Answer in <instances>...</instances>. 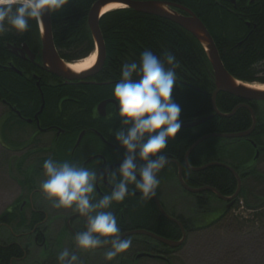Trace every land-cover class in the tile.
I'll return each instance as SVG.
<instances>
[{
  "label": "trees",
  "instance_id": "trees-1",
  "mask_svg": "<svg viewBox=\"0 0 264 264\" xmlns=\"http://www.w3.org/2000/svg\"><path fill=\"white\" fill-rule=\"evenodd\" d=\"M97 1L69 0L63 11L51 14L54 42L60 56L67 62L86 58L95 50L88 17L92 6ZM161 1L185 6L197 14L213 36L223 64L232 76L244 82L264 83V0L253 2L237 0L236 5L229 0ZM177 10L186 14L180 9ZM100 27L106 44L107 57L102 70L95 75L94 81L91 83H85L87 81L83 80L71 83L61 81L49 85L41 82L44 100L36 86V80L26 78V69L14 60L15 57L7 47L8 44L27 43L33 48L40 42L39 26L35 21H31L29 30L24 34H18L13 30L4 33L0 36V102L12 101L21 114L27 117H33L37 112H41L39 115L44 126L57 125L59 128H64L66 131L64 159L76 161L81 151L80 148L75 149L77 137L84 129L89 133L90 128H96L104 137L117 143L115 131H119L121 127L118 111L114 105L108 104L107 113L112 114L108 119V116L100 117L96 108L103 100L115 99L112 95L113 88L120 80L122 65L133 61L139 62L145 50H151L161 58L171 52L176 56L179 64L176 69L177 84L174 86L172 99L181 107L180 119L193 120L205 115H214L192 128H181L164 154L173 155L174 159L183 164V176L188 184L198 187L211 185L223 195H233L238 188V179L229 169L211 166L204 170L193 171L185 166L187 152L201 136L243 132L251 128L253 123L250 112L244 107L239 108L228 118L215 113L212 97L215 88L213 69L199 40L173 21L128 7L107 12L100 20ZM12 66L17 67L22 73L16 72ZM134 79L138 81L139 77ZM95 81L98 84H94ZM243 102L246 101L226 92H221L216 97V104L224 113H230ZM253 108L257 113L258 124L251 135L252 139L249 140L256 142L257 148L261 151L264 150V115L257 112L256 106L253 105ZM19 122L23 123L22 120ZM110 128L113 129L112 133ZM88 133L84 136L81 146L87 145ZM220 140L210 138L205 141L208 143L201 148L206 149L203 156L200 152L198 154V151L205 142L199 145L191 152L188 158L189 164L196 167L210 161L222 162L219 155L225 149L218 144ZM240 140L229 139L228 142ZM53 146L57 151H54L55 155L61 159V137L56 139ZM95 150L96 148L93 151ZM120 150L125 157L126 150L121 146ZM142 163L139 159L137 160L138 166ZM231 165L242 177V189L236 202L230 208L226 205L218 209L220 213L216 217L209 218L207 225L206 220L200 222L199 219L197 220L200 224H205L204 228L228 218L229 213L242 198L251 209H260L264 206V196L252 193L251 188L247 187L249 183H260L259 177L263 178L264 174L257 173V169L250 172L246 169L242 171V164L231 163ZM131 191L136 190L133 187ZM106 211H111L115 215L120 233L132 229H146L163 238L173 240L181 238L182 233L178 225L160 213L152 198L143 200L139 193L128 195L123 202H113ZM263 219L264 212L260 209L253 215L251 221L255 223ZM26 224L25 220L15 222L14 229ZM127 239L133 240L129 253L119 254L112 260L113 264L119 261L131 263L135 255L134 250L140 249V243L137 240L131 237ZM162 245L168 247L165 244ZM168 249V255L172 254L174 249L170 247ZM24 256L25 251L18 244L0 247V264H11Z\"/></svg>",
  "mask_w": 264,
  "mask_h": 264
},
{
  "label": "flooded vegetation",
  "instance_id": "flooded-vegetation-1",
  "mask_svg": "<svg viewBox=\"0 0 264 264\" xmlns=\"http://www.w3.org/2000/svg\"><path fill=\"white\" fill-rule=\"evenodd\" d=\"M39 43L40 45L38 46ZM39 43H36L35 45L33 44V48H31L27 43L17 45L19 48L23 47L24 45H28L31 51L36 54L35 61H33L32 58H30L29 56L22 58L12 52L11 53L15 57L14 60L26 69V78H33L36 80V86L39 89L40 95L43 100L44 93L42 90L41 82L46 85H49L61 81L65 83L82 81L81 79L67 82L65 79L56 76L50 73L48 70L44 69L42 64L43 60L41 38ZM17 70L21 72V70H19L18 68ZM94 77L95 76L86 78L83 81H87L85 83H91L92 81H94ZM55 79H58L60 81ZM94 84L98 83L95 81ZM106 100H112L108 104L114 105L116 111H118L117 102L115 101V99L109 98ZM249 103L252 106L254 105L256 107H258L259 103L260 105H264L263 102L258 103V101H253ZM108 104L105 108V115L100 114L98 110L99 105L97 106L96 112L100 117L108 116L109 119V116L112 115H108L107 113ZM0 106L2 107V110L4 109L3 112L0 114V119L6 118L4 121H2L0 125V141L2 142L3 147L10 151H14V149H16L17 151H22L20 160L15 164L18 171L20 170L22 173H24L22 181L25 184H22V182L20 183V187L22 189L23 194H21L19 198L14 200L11 205H9L4 211L0 213V247H8L12 244H18L25 251V256L23 258H20L11 264H59V253L64 250H68L73 254L77 255L78 264H113V261H107L105 259V252L111 246L107 248L98 247L92 250H83L76 246L75 235L78 232L87 230V218L75 212L72 208H55L52 202L47 199L46 196L40 191L39 184L42 182L41 180L44 181L47 178L43 170V162L48 158H53L58 161L65 160V129L62 127L59 128V126L57 125L44 126L39 115L41 112H37L33 115V117L23 116L21 114V111L12 101L0 102ZM19 120H22L23 123L19 122ZM90 129L91 130L89 133L85 129L81 131L80 134L84 133V135L80 140V143L78 144L77 142L75 146V149L80 148L81 151L78 159H76V161L73 160V162H81L79 164L80 166L97 171L98 180L96 183V193L94 195V198L98 199L99 196L103 197L105 194H109L112 189V185L106 175V169L108 170L111 166L113 167L109 171H116L117 169H119L120 164L124 159V156L120 150V146L116 142H114V140L112 141L108 137H104L96 128ZM109 130H111V133L113 132L112 128H110ZM50 133H53V139L50 142L51 145H45L46 148H43L44 146L42 145V137ZM87 133L89 134V136L86 142L87 145L84 147L81 146V144L84 136ZM80 134L78 135L77 140H79L78 138ZM16 135L19 136L17 140L21 139L22 136L27 137L26 144L16 146L14 144L15 141L12 140L16 137ZM69 135H71L70 132ZM59 137H61V159L60 157L57 158V155H55V152L57 151H55L53 146L54 142ZM217 138L221 139L218 144L224 149H226L229 143L228 140L234 139L219 136ZM7 141L11 142L12 144H9ZM97 147L101 149H98ZM95 148L96 150L93 151ZM166 155L168 156V160H170L171 162L166 164L165 168L158 173L160 183L164 182L165 184L174 185V189L180 188L182 193L180 192L181 195H179L178 192L174 195L171 194L170 198H167V200H165L160 195L158 187L156 196L164 207L165 211L173 218L179 220L183 225V228H181V226L177 222L172 220L181 229V238L183 237L184 233L186 235V239L182 245L177 247L169 246L170 248L174 249V252L178 249H181V247L186 244L188 236L193 231L198 230L200 228L203 229L204 225L208 224V215L210 214L211 210L219 214L220 211H218V209L228 205L230 201H226L220 198L219 194H223L214 186L204 185L198 187L196 185L194 186L188 184V182L183 176V164L178 160L174 159L173 155ZM222 162L235 169V167H233L231 163L224 160ZM185 163V166L190 169L191 167H189V159L187 160L186 156ZM179 166L182 169V176L185 182L190 187L195 189L201 187H210L212 188V190L209 189L198 193H194L187 190L179 181ZM234 176L236 177V175ZM131 193L137 194L136 191H131ZM182 194L191 198L190 204L194 206L193 208H189L187 205H185L188 202L186 200H183L184 203L180 202L183 197ZM23 196H25V198H23ZM223 196L229 197L232 195ZM152 200L160 211V213L163 215L154 197H152ZM44 202H47L46 206L43 205ZM215 202H219V208L213 207V204ZM201 213L203 217L207 215L203 219L204 221L206 220L205 224H200L198 222L195 224L193 219L195 218V216H199ZM13 220L15 222H21L25 220V223L27 222V224L26 226L21 225L18 226L17 229H14L15 222H13ZM186 223L189 224V227H187ZM136 231L145 232L129 234L123 238L131 237L137 240L140 243V249H138V251H136V249L134 250L135 255L133 256V260L131 263H122L121 261H119L117 264H138L140 260V258L138 259V255L140 253H150L151 255L155 256L158 254H165L168 258H166V260L160 258V260L163 261L164 264H169V257L172 254L168 255L169 247H164L162 245L164 243L155 238L154 235H157L156 233L146 229H132L130 231L121 232L120 234L122 236L125 233ZM129 251L130 249L126 253H129ZM148 258L156 260L158 257L149 256Z\"/></svg>",
  "mask_w": 264,
  "mask_h": 264
},
{
  "label": "clouds",
  "instance_id": "clouds-1",
  "mask_svg": "<svg viewBox=\"0 0 264 264\" xmlns=\"http://www.w3.org/2000/svg\"><path fill=\"white\" fill-rule=\"evenodd\" d=\"M69 0H0V36L9 30L24 34L35 21L45 30L44 15L61 12ZM177 58L171 52L161 58L145 50L139 62L122 65L119 82L112 95L117 102L120 130L117 143L125 149V157L117 171H108L112 185L109 194L95 199L98 174L78 163L48 158L43 162L47 177L39 186L55 208H72L87 218V230L76 233L75 244L83 250L111 245L105 259L112 261L127 252L132 240L122 238L117 219L109 209L113 202H123L133 194L141 199L157 195L158 173L168 163L165 153L169 143L180 132L181 107L172 99L177 84ZM139 77V80H135ZM143 163L138 166L137 160ZM59 264H78L77 255L68 250L59 253Z\"/></svg>",
  "mask_w": 264,
  "mask_h": 264
},
{
  "label": "rangeland",
  "instance_id": "rangeland-1",
  "mask_svg": "<svg viewBox=\"0 0 264 264\" xmlns=\"http://www.w3.org/2000/svg\"><path fill=\"white\" fill-rule=\"evenodd\" d=\"M39 45L40 43L38 44V46ZM255 84H259V82ZM215 89L216 87L214 88V91ZM259 102H263V101H259ZM247 103L250 104L249 102ZM258 107H256L258 113L264 115V105H260L259 103ZM217 109L221 113H224L218 108V106ZM234 109L231 111V113L234 111ZM3 110L2 107L0 106V114L3 112ZM224 114H229V113H224ZM5 119L6 118L0 119V125L2 121H4ZM218 134H230V133H218ZM251 135L249 137H239L241 139L240 141H230L225 151L221 152L219 157L222 160L227 161L229 163L242 164L243 165L242 171H245L246 169V171L250 172V171H254L255 169H259L256 172L257 173L260 172V174L263 175L264 150H261L260 153L257 154L255 147L251 144V142H248L249 139H252ZM52 136L53 133H50L42 137V145L44 146L43 148H46V146H48L49 144L51 145L50 142L53 139ZM18 137L19 136L16 135V137L12 139L13 141H15L14 144L16 146L21 144L23 145L26 144L27 137L22 136L21 139L17 140ZM8 143L12 144L11 142ZM206 143L208 142L202 144L200 149L202 147H205ZM200 149L198 151V154L199 152L200 155L204 154L206 149L204 150L202 149L200 150ZM21 153L22 151H17L16 149H14V151H10L6 149L5 147H3L2 142L0 141V213L4 211L9 205H11L14 200L19 198L21 194H23L22 189L20 187V183L22 181L24 173H22L20 170L18 171L15 164L20 160ZM190 166L196 168V167H202L204 165L201 164L200 166L195 167L190 164ZM236 172L239 174L237 170ZM256 175H257L256 177L258 178L259 177L258 174ZM261 177H259L260 183L257 184L249 183L247 187L249 189L251 188L250 190L253 191L252 193L255 192V194H261L264 196V177L263 178ZM41 181L42 182L39 184V186L43 183V180ZM22 184H24L23 181ZM177 192L179 193V195H181L180 194L181 189L180 188L174 189V185L165 184L164 182L160 183L159 185V193L162 196V198H164L165 200H167V198H170L171 194L174 195ZM182 196L183 197L180 200V202L184 203L183 200H186L188 202L185 205H187L189 208H193L194 206L190 204L191 198H189L188 196H184L183 194ZM23 198H25V196H23ZM43 205L46 206L47 202H44ZM213 207L219 208V202H215L213 204ZM260 209L261 210L263 209L262 211L264 212V206L261 207ZM260 209L249 208L246 205L245 199L242 198L240 202L237 203L234 210L232 209V211L229 213L228 218L224 219L220 223L210 225L208 226V228L206 227L204 229H198L193 231L188 236L186 244H184L181 247V249L174 251L172 255L169 257L170 264H264V219L262 221H258L255 223H252L251 221L253 220V215L256 212H259ZM206 216L207 215H205V217ZM216 216H217L216 212H210V215H208V219ZM205 217H203L202 213L199 216H195V218L193 219L194 223L196 224L198 219L199 222L201 220L204 221L203 219ZM156 257H158L156 260L150 259L148 258V256L140 257L138 264H164L163 261L160 260V258H168L167 255L165 254H161V255L158 254L156 255Z\"/></svg>",
  "mask_w": 264,
  "mask_h": 264
},
{
  "label": "water",
  "instance_id": "water-1",
  "mask_svg": "<svg viewBox=\"0 0 264 264\" xmlns=\"http://www.w3.org/2000/svg\"><path fill=\"white\" fill-rule=\"evenodd\" d=\"M232 3H236V0H229ZM111 4H120L122 5L121 7H114L113 9L106 10V8L111 5ZM131 8L135 11L145 13V14H150V15H155L159 16L168 20H171L180 26H182L184 29L192 33L201 43L203 46L207 57L209 59V62L212 66L213 69V77H214V84H215V91L212 94L213 97V106H214V111L223 117H230L232 116L238 108L240 107H245L247 108L253 117V125L251 128L244 132L240 133H230V134H208L204 136L202 139H200L187 153L186 158L188 160L189 155L191 152L204 140L209 139L211 137H227V138H239V137H249L254 130L256 129V126L258 124L257 116L252 108V106L248 103H242L234 109L232 113L229 114H224L221 113L216 106V97L219 93L221 92H226L231 95H234L242 100H245L246 102H255V101H264V88H259L257 87V84L253 83H248L244 82L241 80H238L234 76H232L227 69L225 68L223 61L221 59L219 50L217 48V45L214 41L213 36L209 32L207 26L204 24V22L195 14L191 9L175 4L172 2H167V1H161V0H98L91 8L89 12V17H88V25L90 32L92 34L94 43H95V48L97 50V58L95 62L86 69L82 70H77L70 63L65 62L57 48L54 42V36H53V25H52V17L51 14L46 13L44 15V21H45V30H41V27L39 26V32L42 40V60H43V68L48 70L50 73L59 76L63 79H65L67 82L68 81H74V80H84L89 77H93L96 74H98L106 61L107 57V51H106V44L105 40L103 37V33L100 27V20L105 15L107 12L115 10V9H120V8ZM180 9L184 11L186 14H183L179 12L177 9ZM8 49L16 54L19 57L25 58L29 56L32 58L33 61L36 59V54H34L30 47L28 45H24L23 47L19 48L16 44H9ZM12 69L15 71L19 72L15 67L12 66ZM198 90H201L198 88ZM108 101L103 102L98 110L100 114L105 115V108L106 105L108 104ZM213 114L210 115H205L203 117L193 119V120H181L182 127L181 128H186V127H192L199 125L207 120H209ZM31 121V120H30ZM84 133H82L79 137L78 144L80 143V140L82 139ZM254 146H256L254 144ZM259 154V152H257ZM171 162L168 160V163ZM167 163V164H168ZM211 166H222L226 167L229 169L234 175H236L238 179V188L236 192L232 196H223L219 194V197L226 200L230 201L228 207L232 206L233 203L235 202V199L238 197L240 190H241V184L242 180L239 176V174L236 172L235 169L230 167L229 165L222 163V162H211L208 163L202 167H191L190 169L194 171H199ZM111 166L108 171L112 168ZM180 167V166H179ZM107 175V173H106ZM179 181L180 183L189 191L198 193V192H203L205 190H209L212 188L210 187H201L198 189L190 187L184 180L182 176V169L181 167L179 168ZM214 190V189H213ZM158 207L160 208L161 212L163 215L175 222H177L181 228H183V225L181 222L173 217H171L163 208L162 204L160 203L159 199L157 196L154 197ZM145 231H136V232H130V233H125L122 235V238L125 237L126 235L133 234V233H142ZM156 239L161 241L162 243L170 246V247H177L180 246L184 243L186 239V235L184 233L183 237L179 241L175 240H170L167 238H163L157 235H154ZM111 245H102L99 248H107L110 247ZM143 256H153L149 253H140L138 255V258L143 257ZM154 257V256H153Z\"/></svg>",
  "mask_w": 264,
  "mask_h": 264
},
{
  "label": "bare ground",
  "instance_id": "bare-ground-1",
  "mask_svg": "<svg viewBox=\"0 0 264 264\" xmlns=\"http://www.w3.org/2000/svg\"><path fill=\"white\" fill-rule=\"evenodd\" d=\"M254 0H252L251 2H253ZM236 3H237V0H236ZM236 3H233L234 5H236ZM122 5H120V4H111V5H109L107 8H106V10L108 11V10H110V9H113L114 7H121ZM177 9V8H176ZM171 21V20H170ZM182 27V26H181ZM186 30V29H185ZM9 45V44H8ZM96 58H97V53L96 52H92L88 57H86V58H83V59H81L80 61H78L77 63H73V64H71L72 65V67H74L75 69H77V70H82V69H86V68H89L94 62H95V60H96ZM257 87H259V88H264V83H259V84H257ZM105 101H108V102H111L112 100H105ZM105 101H103V102H105ZM103 102H100L98 105L100 106ZM99 106H98V108H99ZM213 108H214V106H213ZM241 108V107H240ZM216 113V112H215ZM231 113V112H230ZM217 114V113H216ZM214 115V114H213ZM220 116V115H219ZM212 118V117H211ZM228 118V117H227ZM197 126V125H196ZM192 127H194V126H192ZM192 127H186V128H192ZM206 136V135H205ZM204 136H201L198 140H196V142L195 143H193V145L190 147V149L200 140V139H202ZM203 142H205V140L204 141H202L199 145H201ZM198 145V146H199ZM197 146V147H198ZM196 147V148H197ZM195 148V149H196ZM189 149V150H190ZM193 152V151H192ZM188 153V152H187ZM190 156V155H189ZM263 210V209H262Z\"/></svg>",
  "mask_w": 264,
  "mask_h": 264
}]
</instances>
